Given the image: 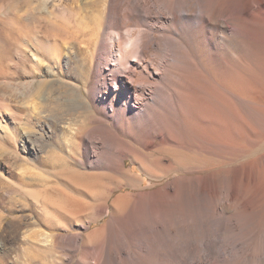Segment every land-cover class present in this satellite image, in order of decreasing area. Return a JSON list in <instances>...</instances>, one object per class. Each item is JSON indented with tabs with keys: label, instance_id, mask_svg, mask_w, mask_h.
<instances>
[{
	"label": "bare ground",
	"instance_id": "1",
	"mask_svg": "<svg viewBox=\"0 0 264 264\" xmlns=\"http://www.w3.org/2000/svg\"><path fill=\"white\" fill-rule=\"evenodd\" d=\"M57 134L53 264H264V0H0V189Z\"/></svg>",
	"mask_w": 264,
	"mask_h": 264
},
{
	"label": "rangeland",
	"instance_id": "2",
	"mask_svg": "<svg viewBox=\"0 0 264 264\" xmlns=\"http://www.w3.org/2000/svg\"><path fill=\"white\" fill-rule=\"evenodd\" d=\"M242 55H244V53L242 51V48L239 47L240 72L241 70L245 71L247 69H250V68L243 69V66L244 67L248 66L247 64L248 60L245 59L246 58L245 55H244L245 58ZM240 57L242 60H245V63L240 59ZM26 69H28V64L26 65ZM243 79L245 78H242V80ZM239 80L241 79L239 78ZM60 136L61 134H57V137H53L52 139V142L54 143L55 147H58L59 150L57 149L55 153H52L49 156H47V159L45 154L39 155V157L36 158L35 160L27 158L23 160L24 163L18 162L16 163V166L12 167L11 169L12 174H6L7 179L3 182L0 189V242H2L0 243V250L1 247L9 248L10 250L7 256H5L4 254L3 255L0 254V264H53L54 262H58V260H60L61 257L63 258V256H61V254L59 253H56L58 251L55 250H50L51 252L50 253L47 252L48 250L37 251L30 248L28 245V243L31 241V239L29 238L30 232H28L26 228L27 225L33 221V217L36 216L40 217L42 221L40 228L41 229L44 228V224L48 222L50 213L53 211L52 209L53 204H51L53 203L52 200L53 199L55 200V198L58 199L57 197L60 198V195L62 193L64 194L66 193L65 191L62 193L55 192L52 191L50 188L53 187V185H55L56 182L57 184L60 183L62 185L63 181H66V177L64 176V174L66 175V171L64 172L56 171L58 170V166H62L64 161L69 159V153L67 152L66 148L62 145ZM256 150H255L256 152L255 151H254L255 153L252 152L250 156L259 154L261 149L257 148ZM244 159L245 158H242L241 160ZM22 164H24L23 167L20 166ZM127 164H129V161L127 162ZM132 169L134 172H138L136 166H132ZM42 171H44L45 173ZM48 180L49 181L52 180V183H50L51 186L49 188L47 187L50 185L47 182ZM34 182L37 183L36 184L37 187L35 186L30 187L34 185L33 184ZM47 183L48 185L46 186ZM145 184L147 183L145 182ZM40 188H42V190L47 189L46 193L40 192L41 194H38L39 193L38 190H40ZM33 189H35V191L37 190L36 191L37 194H35L36 192H34ZM123 192H125V189H123L122 191L115 192L111 198ZM66 194L68 195V192ZM34 195L37 197L38 202L36 199H34L35 197ZM72 196L78 197L75 194H72ZM41 197L47 198V199L43 198L44 203L42 202ZM45 200L46 202L48 200H51L48 201V203H50L49 208ZM42 205L43 206L47 205L46 210L48 211V214L47 211L46 212H44L45 210L42 211V207H43ZM45 213L49 217L46 216ZM108 220H109V216H105L100 222L93 224L92 227L93 228L99 227L105 224ZM51 234L52 235L60 234V231L55 230L52 231ZM3 240L6 243L8 242V244H6ZM75 259H77V256L74 257V260Z\"/></svg>",
	"mask_w": 264,
	"mask_h": 264
}]
</instances>
